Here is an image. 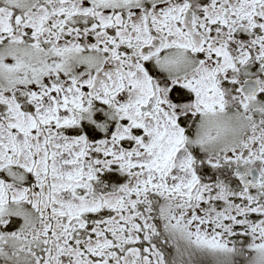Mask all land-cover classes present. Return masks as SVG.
Instances as JSON below:
<instances>
[{"label":"snow or ice","instance_id":"obj_1","mask_svg":"<svg viewBox=\"0 0 264 264\" xmlns=\"http://www.w3.org/2000/svg\"><path fill=\"white\" fill-rule=\"evenodd\" d=\"M0 264H264V0H0Z\"/></svg>","mask_w":264,"mask_h":264}]
</instances>
